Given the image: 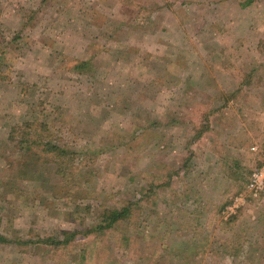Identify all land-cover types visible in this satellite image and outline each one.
<instances>
[{"label": "rangeland", "instance_id": "rangeland-1", "mask_svg": "<svg viewBox=\"0 0 264 264\" xmlns=\"http://www.w3.org/2000/svg\"><path fill=\"white\" fill-rule=\"evenodd\" d=\"M241 83L245 120L210 131L232 147L202 153L203 103ZM39 139L76 155L33 159ZM263 159L264 0H0V264H86L128 205L94 264H264ZM74 230L61 262L42 240Z\"/></svg>", "mask_w": 264, "mask_h": 264}, {"label": "trees", "instance_id": "trees-1", "mask_svg": "<svg viewBox=\"0 0 264 264\" xmlns=\"http://www.w3.org/2000/svg\"><path fill=\"white\" fill-rule=\"evenodd\" d=\"M79 67V66H78ZM42 149V153L44 152V155L51 154L54 151H57L56 157L62 158L64 160L65 158L69 157L72 154V157L75 156V153H70L68 151H65L61 149V147L58 146H52L51 142H45L44 140H35L32 142L31 146L28 147V151H30V156L36 160L41 158L37 152L36 149ZM261 164H259L260 166ZM258 166V167H259ZM22 178H32L28 174H20ZM158 182H162L161 179H157ZM153 186V185H151ZM132 216V205H128L123 208H113V209H106L103 213V215L99 218L98 223L95 225V227L87 229L85 234L88 236L91 233L95 234L96 240L93 245L86 244L84 245V249L80 253V257L83 259V261L86 262V264H94V261L98 259L100 256L104 255L105 253V246L103 245L104 237L106 234L111 232L113 229H115L118 225L121 224V222L127 221ZM81 234L78 230L74 231H64V239L61 237H49L48 239L42 240V243L49 245L50 247L56 249L58 251L57 257L59 256L61 262H65V260L68 258V254L71 251H68L72 248L74 245L73 242L75 241V238L77 234ZM98 234V235H97ZM104 235V236H103ZM101 245V248H96ZM107 251V250H106ZM101 254V255H100ZM73 262V261H72ZM74 263V262H73Z\"/></svg>", "mask_w": 264, "mask_h": 264}, {"label": "crops", "instance_id": "crops-1", "mask_svg": "<svg viewBox=\"0 0 264 264\" xmlns=\"http://www.w3.org/2000/svg\"><path fill=\"white\" fill-rule=\"evenodd\" d=\"M65 3V2H64ZM250 3V2H248ZM66 4V3H65ZM85 9V8H84ZM90 11L92 12V14H96L99 13L97 11V7H91ZM89 11V12H90ZM83 13V12H82ZM78 18H76V20H72L71 23H74L75 21H77ZM246 88L248 87H242V83L240 84V86L238 85L237 88L235 87H230V88H225L223 89V87L219 86L218 89H216L215 91H217V93H221L224 92L226 94H230V96H224L221 100H218L217 98H212L210 101V103H203L204 106L206 107V111H208V121H206L205 119L202 121V125L205 127V133H200L197 132L195 135L196 136V141L200 143V147H198L199 150H201V152H205V148L203 146V142L205 140V138H207V140H211L212 146H211V151L215 153V149L213 147L217 146V143H221L222 145H230L232 143V140H234L233 138L229 137V132L227 131V133L224 134H220L218 133V137H214V134H211V132H215L218 131L219 132V128L217 127H226V126H231L233 124V122L237 119L240 118L242 120H245L243 118L242 115H240V111L243 110V103L241 100H238V98L236 97V93L237 92H243L244 90H246ZM240 92V93H241ZM233 95V96H232ZM237 98V99H236ZM240 105V106H239ZM242 106V107H241ZM238 111L236 113H238L239 115H237L235 118H233L231 112L233 110ZM245 110V107H244ZM238 124H240V121H237ZM251 125V124H249ZM210 129H209V128ZM215 129V130H213ZM246 132L250 134V139L252 142V146L253 143H255L256 139L255 137L252 135V130H250L249 128L246 129ZM168 133V132H167ZM212 136V137H211ZM220 138V139H219ZM218 140V141H217ZM163 142L162 144L164 145V147H166V145L168 144V141H161ZM230 147H232V145H230ZM255 146L252 147V150H257V148H254ZM214 153H211L214 155ZM216 156H223L221 153H217Z\"/></svg>", "mask_w": 264, "mask_h": 264}, {"label": "built area", "instance_id": "built-area-1", "mask_svg": "<svg viewBox=\"0 0 264 264\" xmlns=\"http://www.w3.org/2000/svg\"><path fill=\"white\" fill-rule=\"evenodd\" d=\"M247 193L251 194L254 198H258L264 193V159L261 165L252 172L247 183ZM247 199L246 194H241L235 201L225 208L224 215L229 218L235 215L242 204Z\"/></svg>", "mask_w": 264, "mask_h": 264}]
</instances>
